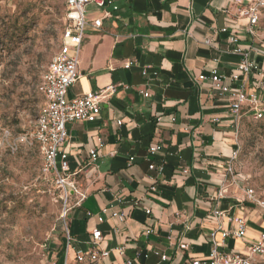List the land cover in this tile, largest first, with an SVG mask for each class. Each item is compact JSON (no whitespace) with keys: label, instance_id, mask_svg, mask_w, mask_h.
Wrapping results in <instances>:
<instances>
[{"label":"crops","instance_id":"obj_1","mask_svg":"<svg viewBox=\"0 0 264 264\" xmlns=\"http://www.w3.org/2000/svg\"><path fill=\"white\" fill-rule=\"evenodd\" d=\"M113 1L117 9L108 7L107 17L89 7L81 78L69 94L107 90L95 122L67 126L70 167L83 169L76 179L85 195L70 202L68 264H91L76 253L94 250L96 229L103 236L98 250L108 252L96 264H189L207 258L212 231L236 228L232 217L246 220L247 238L228 239L226 250L246 252L263 230L261 212L242 203L246 188L230 171L239 134L231 103L200 76L218 69L225 84L241 88L246 77L233 36L264 70L257 56L264 49L238 14L250 0ZM154 146L162 148L151 155ZM94 149L97 162L83 168ZM66 255L65 236L54 261L64 264Z\"/></svg>","mask_w":264,"mask_h":264},{"label":"rangeland","instance_id":"obj_2","mask_svg":"<svg viewBox=\"0 0 264 264\" xmlns=\"http://www.w3.org/2000/svg\"><path fill=\"white\" fill-rule=\"evenodd\" d=\"M65 9V0H0V264H51L66 236L65 203L32 138ZM255 40L264 49V15ZM236 146L235 178L264 193V119L244 118Z\"/></svg>","mask_w":264,"mask_h":264},{"label":"built area","instance_id":"obj_3","mask_svg":"<svg viewBox=\"0 0 264 264\" xmlns=\"http://www.w3.org/2000/svg\"><path fill=\"white\" fill-rule=\"evenodd\" d=\"M65 28L62 34V43L53 57L48 69L43 75V103L38 113L36 124L32 132V138L37 143L44 160V171L49 174L56 187L61 192L64 201V213L62 217L66 221L70 213V202L75 196L82 200L85 195L80 191L81 185L77 181V176L82 172H73L70 167L69 153L66 150L68 142L69 124L76 122H95L101 115L102 103L107 97V90L87 92L82 95L70 97V90L80 80V52L89 21L87 19L88 8L95 5L104 10L105 16H110L108 7L113 6V0H65ZM114 10L117 9L113 6ZM238 14L247 20V32L253 39H256L257 32L264 15V0H250L247 5H243ZM103 18L93 22L95 28H101ZM227 29H223L226 31ZM230 42L236 47L234 52L241 59L238 64V71L246 77L240 89H234L225 84L226 77L218 69L211 71L210 76L202 75L201 80H210L213 87L226 96L231 103V111L237 121V131L239 124L245 116H251L254 120L264 119V70H262L257 60L251 59L252 50H245L239 46V40L233 36ZM258 57L264 61V53L257 52ZM129 67V66H127ZM238 76H233V81ZM146 97L150 95L145 93ZM159 122L160 119H157ZM122 122H120L121 124ZM161 146L149 148V153L155 155L161 150ZM236 151L233 158L236 156ZM98 160L97 150H91L90 160L83 168L93 166ZM133 160V158H131ZM150 169H155V165H150ZM232 171V169H230ZM242 203L257 208L261 212L263 230L257 239L248 242L246 252L227 251L228 239L245 240L247 238V224L243 217H232L230 222L235 224V229L224 230L221 227L211 232L212 248L205 259H192L189 264H255L259 258H264V193L257 192L254 188H246ZM104 213L107 210H103ZM147 213H150L148 210ZM215 216L220 219L222 212L215 211ZM113 217L123 221L125 216L113 213ZM99 221H103L100 218ZM150 231H147L149 233ZM220 234V239H218ZM67 255L64 264H68V251L72 244V237L66 224ZM92 242L94 250L84 253L79 250L76 253L78 262L87 260L91 264H96L101 258L108 256V252L100 251L99 243L103 236L98 229L92 232ZM188 248V246H186ZM163 262L168 260L167 255H162ZM51 264H57L52 262ZM127 264H134L129 260Z\"/></svg>","mask_w":264,"mask_h":264},{"label":"trees","instance_id":"obj_4","mask_svg":"<svg viewBox=\"0 0 264 264\" xmlns=\"http://www.w3.org/2000/svg\"><path fill=\"white\" fill-rule=\"evenodd\" d=\"M263 18V17H262ZM262 21V20H261ZM244 118H246V119H253L251 116H245V117H243L242 119H241V121L244 119ZM254 120V119H253ZM39 148V147H38ZM39 151H40V149H39Z\"/></svg>","mask_w":264,"mask_h":264}]
</instances>
